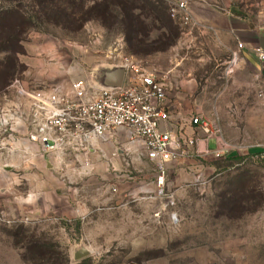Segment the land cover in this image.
<instances>
[{
  "label": "rangeland",
  "instance_id": "obj_1",
  "mask_svg": "<svg viewBox=\"0 0 264 264\" xmlns=\"http://www.w3.org/2000/svg\"><path fill=\"white\" fill-rule=\"evenodd\" d=\"M147 1L159 20L144 0H0V264H264V115L253 82L264 0H188L202 25L192 31ZM125 60L163 79L169 126L194 141L163 175L145 160L34 157L21 126L15 141L2 126L14 83L99 88ZM199 117L216 118L219 134H205ZM25 161L36 166L23 170ZM70 202L75 214L51 215Z\"/></svg>",
  "mask_w": 264,
  "mask_h": 264
},
{
  "label": "built area",
  "instance_id": "obj_2",
  "mask_svg": "<svg viewBox=\"0 0 264 264\" xmlns=\"http://www.w3.org/2000/svg\"><path fill=\"white\" fill-rule=\"evenodd\" d=\"M170 19L192 31L202 25L188 0H159ZM238 47L243 49V43ZM260 67L253 75L254 102L264 115V51L253 50ZM119 87L95 88L82 81L68 87L62 83L25 88L14 83V106L2 126L12 136L13 126L22 127L24 152L44 159L82 156L86 165L94 155L113 165L128 166L131 159L153 164L163 175L169 165L187 155L194 141L178 137L168 127L169 93L163 79L144 71L130 60L122 64ZM205 134L213 120L199 117ZM213 121V122H212ZM62 163V162H59Z\"/></svg>",
  "mask_w": 264,
  "mask_h": 264
},
{
  "label": "crops",
  "instance_id": "obj_3",
  "mask_svg": "<svg viewBox=\"0 0 264 264\" xmlns=\"http://www.w3.org/2000/svg\"><path fill=\"white\" fill-rule=\"evenodd\" d=\"M260 67V64L259 62L257 61L256 64H254V69L257 70L258 68ZM169 126V123L163 125V127H168ZM170 128V126L168 127ZM171 129V128H170ZM7 140V139H6ZM9 142L7 140L6 142V145H8ZM26 153V152H25ZM24 158H27V157H24ZM115 165V163H113ZM117 164V163H116ZM58 165L61 166V163H59ZM34 166H36L35 164H32V163H29V161H25V162H21V168L23 170H27L29 171L30 169H34ZM45 166H48V167H51V165L49 166V164L45 165ZM66 166V164H65ZM52 167L55 168V165H52ZM59 168H62V167H59ZM28 177H29V174H28ZM26 180V182L29 180L27 177L24 178ZM29 191V190H28ZM30 197V196H29ZM31 199H28L27 201H30ZM75 208L73 207L72 208V203L70 202L69 203V206L68 207H65L63 208V211L60 207H53V213L51 215H54V217L56 216H72V214H75ZM30 212V211H29ZM63 212V213H62ZM63 214V215H62Z\"/></svg>",
  "mask_w": 264,
  "mask_h": 264
},
{
  "label": "water",
  "instance_id": "obj_4",
  "mask_svg": "<svg viewBox=\"0 0 264 264\" xmlns=\"http://www.w3.org/2000/svg\"><path fill=\"white\" fill-rule=\"evenodd\" d=\"M258 46L264 51V36L258 39ZM124 70L121 68L114 69L104 74L101 85L104 87H119L122 84Z\"/></svg>",
  "mask_w": 264,
  "mask_h": 264
},
{
  "label": "trees",
  "instance_id": "obj_5",
  "mask_svg": "<svg viewBox=\"0 0 264 264\" xmlns=\"http://www.w3.org/2000/svg\"><path fill=\"white\" fill-rule=\"evenodd\" d=\"M144 1H146V6L148 7V11H149V13L150 14H152L154 17H157L158 18V20H159V17H160V15L161 16H163L162 14L163 13H161L160 11H158L157 10V7H155L151 2H149V1H147V0H144ZM17 10L18 11H20V7H15V8H8V9H6V12H10V13H16L17 12ZM8 12V13H9ZM18 13V12H17ZM159 14V15H158ZM20 16H22L23 17V15H20ZM168 17H169V15H167ZM170 18V17H169ZM24 19V18H23ZM156 19V18H155ZM162 19H163V17H162ZM161 19V20H162Z\"/></svg>",
  "mask_w": 264,
  "mask_h": 264
}]
</instances>
